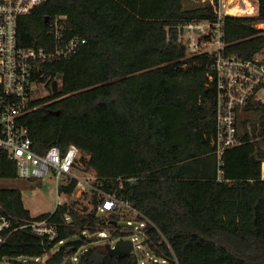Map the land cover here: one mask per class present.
Listing matches in <instances>:
<instances>
[{
    "label": "trees",
    "instance_id": "trees-1",
    "mask_svg": "<svg viewBox=\"0 0 264 264\" xmlns=\"http://www.w3.org/2000/svg\"><path fill=\"white\" fill-rule=\"evenodd\" d=\"M190 1L45 0L22 15V46L51 48L45 17L56 14L68 16V36L86 39L76 54L40 65L37 75L49 93L32 101L36 109L25 121L37 151L75 144L90 155L102 188L116 191L155 224L158 230L148 226L145 238L156 257L169 264H264V105L252 100L244 107L240 143L226 150L219 179L211 144L216 91L207 85L213 55L189 54L178 39L179 26L215 14L210 3ZM263 23L264 0L255 12L228 14L227 53H260ZM15 178V164L2 157L0 179ZM97 200L92 193L32 216L20 188L0 186V213L22 223L48 217L60 232L49 243L29 227L19 228L1 248L0 260L24 264L23 257L48 254L44 264H138L134 251L108 253V239L99 233L107 229L114 239L128 232L118 214L90 210L88 202ZM60 239L65 243L53 252ZM82 247L78 260H71Z\"/></svg>",
    "mask_w": 264,
    "mask_h": 264
},
{
    "label": "built area",
    "instance_id": "built-area-1",
    "mask_svg": "<svg viewBox=\"0 0 264 264\" xmlns=\"http://www.w3.org/2000/svg\"><path fill=\"white\" fill-rule=\"evenodd\" d=\"M45 0H0V159L7 158L16 166L17 176L25 179H44L53 177L57 185V206L84 200L85 196L96 193V205L88 202L90 210L96 208V214L116 213L125 221L121 230L128 232L125 237L110 239V232L104 229L99 236L108 239L115 246L119 239H130L134 248L146 243L147 227H155L153 221L134 208L130 201L122 199L116 191H106L98 183V176L90 168V155L84 153L77 145L71 144L67 149L51 145L39 152L33 147L31 130L26 123V115L36 109L32 105L33 84L46 86L37 75L41 64L70 57L85 44L86 39L80 35L68 36L69 18L66 14H56L48 18V33L53 37L51 48L44 46L25 47L19 42V19L29 14ZM208 2L215 17L200 21H191L178 27V39L187 47L189 54L209 53L213 55L211 69L207 73V85L216 91V131L211 144L217 157L219 179H222L224 154L227 149L240 143L238 135V117L252 100L264 105V57L257 53L252 58H242L227 53L224 24L228 14L252 13L259 6V0H247L245 11L232 7L236 0H196ZM262 52V51H261ZM264 179V160L261 166ZM74 188L69 191L71 184ZM122 183L120 187H122ZM55 208V209H56ZM54 209V210H55ZM128 216L127 218H124ZM65 219L70 220L66 214ZM119 224V222H118ZM29 227L33 232L46 237L47 242L56 241L59 229L50 218L33 220L26 223L5 213H0V250L8 237L19 228ZM157 229V228H156ZM158 230V229H157ZM161 233V232H160ZM162 235V233H161ZM163 240L167 239L162 235ZM138 241V243H136ZM145 242V243H143ZM60 239L55 243L53 252L64 244ZM133 248V250H134ZM86 248L82 247L71 256L77 261ZM46 257L21 258L24 264L44 263ZM169 264L160 257L138 264ZM0 264H12L10 259L0 260Z\"/></svg>",
    "mask_w": 264,
    "mask_h": 264
},
{
    "label": "rangeland",
    "instance_id": "rangeland-1",
    "mask_svg": "<svg viewBox=\"0 0 264 264\" xmlns=\"http://www.w3.org/2000/svg\"><path fill=\"white\" fill-rule=\"evenodd\" d=\"M187 5H191L192 1L185 0ZM233 10L236 11V7ZM258 27L264 29V23L259 24ZM260 56L264 57V49L260 52ZM32 96L37 99L46 96L49 93V88L40 84H33ZM244 116V115H243ZM0 186L2 187H18L22 190V199L24 205L30 210L32 216H37L42 213L53 212L56 208L58 197L56 181L53 177L40 179V182H32L25 178L15 179H0ZM125 221L121 219L119 225H124ZM78 237H73L77 239ZM138 243V241H136ZM134 253L137 256L138 262L149 261L155 257L151 247L145 243L143 245H136ZM44 264V263H43Z\"/></svg>",
    "mask_w": 264,
    "mask_h": 264
},
{
    "label": "water",
    "instance_id": "water-1",
    "mask_svg": "<svg viewBox=\"0 0 264 264\" xmlns=\"http://www.w3.org/2000/svg\"><path fill=\"white\" fill-rule=\"evenodd\" d=\"M45 21H48V17H45ZM133 248L134 244L130 239H119L114 247L110 243L106 244V249L110 255L126 256L133 251Z\"/></svg>",
    "mask_w": 264,
    "mask_h": 264
},
{
    "label": "bare ground",
    "instance_id": "bare-ground-1",
    "mask_svg": "<svg viewBox=\"0 0 264 264\" xmlns=\"http://www.w3.org/2000/svg\"><path fill=\"white\" fill-rule=\"evenodd\" d=\"M247 6H248V1L247 0H236V6H235L236 8L245 11L247 9ZM233 9L234 8H232V11L234 12Z\"/></svg>",
    "mask_w": 264,
    "mask_h": 264
},
{
    "label": "crops",
    "instance_id": "crops-1",
    "mask_svg": "<svg viewBox=\"0 0 264 264\" xmlns=\"http://www.w3.org/2000/svg\"><path fill=\"white\" fill-rule=\"evenodd\" d=\"M240 115H241V114H240ZM240 115H239V116H240Z\"/></svg>",
    "mask_w": 264,
    "mask_h": 264
}]
</instances>
